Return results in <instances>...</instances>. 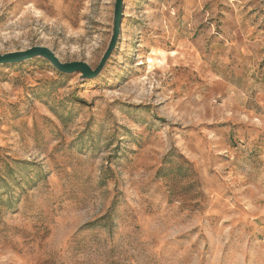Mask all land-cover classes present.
<instances>
[{
    "label": "rangeland",
    "instance_id": "1",
    "mask_svg": "<svg viewBox=\"0 0 264 264\" xmlns=\"http://www.w3.org/2000/svg\"><path fill=\"white\" fill-rule=\"evenodd\" d=\"M118 0H0V56L96 71ZM95 78L0 67V264H264V0H123Z\"/></svg>",
    "mask_w": 264,
    "mask_h": 264
},
{
    "label": "water",
    "instance_id": "2",
    "mask_svg": "<svg viewBox=\"0 0 264 264\" xmlns=\"http://www.w3.org/2000/svg\"><path fill=\"white\" fill-rule=\"evenodd\" d=\"M122 2L123 0H118L116 5V24H115V35L110 44V48L108 49L107 53L103 57L99 68L96 71H93L92 68L87 63H68L62 64L56 58L53 52H50L47 48H43L41 46H36L35 48L24 51L21 53H14V54H6L5 56H0V67L10 65V64H21L25 61H30L36 59V57H42L47 60L50 64H53L56 68H58L63 73L68 72H81L83 78H95L99 75L100 71L105 67L108 63L107 61L112 56L118 36H119V29L122 23L123 15H122Z\"/></svg>",
    "mask_w": 264,
    "mask_h": 264
}]
</instances>
